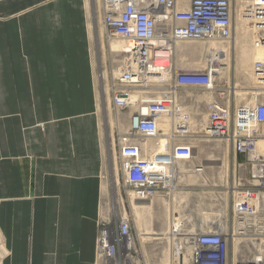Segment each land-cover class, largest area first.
Here are the masks:
<instances>
[{"label":"built area","instance_id":"built-area-1","mask_svg":"<svg viewBox=\"0 0 264 264\" xmlns=\"http://www.w3.org/2000/svg\"><path fill=\"white\" fill-rule=\"evenodd\" d=\"M100 3L104 39L121 41L128 51L111 88V105L131 111L116 146L123 187L131 191L132 200L173 201L189 176L203 175V165L194 163L198 142L221 141L235 157L244 158L237 165L239 175L216 197V203L225 199L231 206L230 216L217 218L223 227H203L187 236L189 221L171 220L179 238L170 264H263L264 59L251 63L250 101L238 105L232 80L225 75V56L219 58L208 47L199 53L204 64L198 69L176 64L177 44L230 43L233 0ZM238 4L251 25L253 48H264V0ZM6 254L0 244V258ZM144 257L125 212L99 218L97 264H139Z\"/></svg>","mask_w":264,"mask_h":264},{"label":"crops","instance_id":"crops-1","mask_svg":"<svg viewBox=\"0 0 264 264\" xmlns=\"http://www.w3.org/2000/svg\"><path fill=\"white\" fill-rule=\"evenodd\" d=\"M101 144L86 0H0V264H97Z\"/></svg>","mask_w":264,"mask_h":264},{"label":"rangeland","instance_id":"rangeland-1","mask_svg":"<svg viewBox=\"0 0 264 264\" xmlns=\"http://www.w3.org/2000/svg\"><path fill=\"white\" fill-rule=\"evenodd\" d=\"M239 1L233 0V38L236 40L232 39L227 44L219 43L227 46L212 45L216 49L226 51L225 75L230 76L232 80L233 99L236 105L250 101L249 93L252 91L253 82L242 69L247 68L246 65L250 63L254 56L250 49V40L253 38V34L251 37V25L248 23L249 28H247V31L249 32L246 31L247 34L245 35V26L240 25L238 30L237 17L241 13L240 7L237 6ZM86 9L101 128L102 156L104 159V168L100 175L104 194L100 217L112 214L114 211L125 212L131 220L135 238L138 235L137 237H141L144 244L147 242L145 244L144 263L140 260L139 264H168L178 244V241H175L178 236H175L172 232L176 226L171 220L183 223L182 218L187 219L189 224H186L188 229L186 234H189L203 227H208L206 225L212 224V220L215 218H221L225 215L230 216L231 206L224 199L226 195L223 194L222 198L224 204L215 201L217 200V194L224 192V187L232 182L234 175H239L237 165L243 163L244 158L235 157L231 147L221 141L198 142L196 143L198 150L194 154V163L203 165L205 168L204 176L197 179H186L184 188L174 193L173 201H133L131 191L123 187L116 146V136L125 130L123 128H126L131 111L120 112L111 105L112 85L122 62L128 55L117 52L104 39L100 20V0H86ZM91 12L94 14L93 16H91ZM93 23L96 36H93L91 30V24ZM98 29L101 36L97 34ZM209 45L210 43L177 45L176 50L179 53L176 58L177 66L184 70H195L203 66V55L200 56L199 53L208 48ZM185 52L191 54H184ZM101 73L104 74L103 77ZM186 92L190 95L195 94L194 91L190 90H186ZM240 175H243L242 171Z\"/></svg>","mask_w":264,"mask_h":264},{"label":"bare ground","instance_id":"bare-ground-1","mask_svg":"<svg viewBox=\"0 0 264 264\" xmlns=\"http://www.w3.org/2000/svg\"><path fill=\"white\" fill-rule=\"evenodd\" d=\"M237 6H239L240 7V5L239 4H237ZM92 9V8H91ZM94 10V9H93ZM239 10H240V8H239ZM94 14H92V12H91V16H93ZM237 21H238V23H237V25H238V30H239V26L241 25L242 27L243 26H245L246 27V30L244 31V35L245 34H247L246 33V31H247V28H249L248 27V23H247V20L245 19V18H243V16L241 15V14H238V17H237ZM94 24V23H93ZM103 27V26H102ZM252 31V30H251ZM98 32V31H97ZM247 32H249V31H247ZM99 33V32H98ZM238 34V33H237ZM252 34H253V32L251 33V37H252ZM103 36H104V30H103ZM253 38H254V35H253ZM253 38H251V40H250V49H251V51L253 52V54H254V56L252 57V60L250 61V63L248 64V65H246V67L247 68H243L242 69V71H244V72H246V74L249 76V78H251V74H250V66H251V63L254 61V60H256V59H260V60H262V59H264V48L262 47V48H257V49H254L253 48V46H252V40H253ZM234 41L236 40L235 38H232ZM108 45L110 46V47H112L113 49H116L117 50V52H119V53H122V54H124V53H127L128 51L126 50L127 49V46L123 43V42H121V41H118V40H109L108 42ZM116 44V45H115ZM181 44H187V43H181ZM214 44H216V45H219V46H227V45H221V44H218V43H215V42H211L210 43V45H209V47L211 48V49H213L214 50V53L215 54H217V53H219L218 54V56H219V58H223L224 56L226 57V51L225 50H223V49H216L215 47H212V45H214ZM177 45H179V44H177ZM177 47V46H176ZM176 52H177V55L179 54L178 53V51L176 50ZM224 53V54H223ZM102 75V77H103V73H101ZM98 82V81H97ZM110 102V101H109ZM123 129H125V128H123ZM202 176H204V174L202 175V174H197V175H194V176H189L188 178H193V179H197V178H200V177H202ZM205 181V180H204ZM165 201V200H164ZM114 211V210H113ZM212 221H214V223H216V224H214V223H212V224H210V225H206V226H208V227H210V228H212V229H215V228H217V227H223L224 226V224L223 223H221V222H219V220L217 219V218H215V220H212ZM210 223V222H209ZM195 231H193L192 233H189V234H186L187 236H191V235H193V233H194ZM138 236V235H137ZM136 236V243L137 244H139V246L141 247V249H142V251L143 252H146V249H145V244L147 243H143V241H142V238L141 237H137ZM179 238V237H178ZM178 238L175 240V241H177L178 240ZM186 237H183V239H185ZM152 241H157V240H152ZM148 242H150V241H148ZM259 253H260V255H261V257H262V259H263V264H264V248L262 247H260V250H259ZM168 264H170V263H168Z\"/></svg>","mask_w":264,"mask_h":264}]
</instances>
